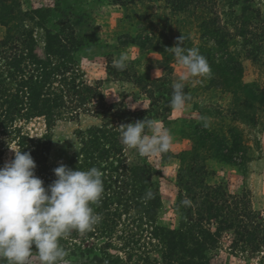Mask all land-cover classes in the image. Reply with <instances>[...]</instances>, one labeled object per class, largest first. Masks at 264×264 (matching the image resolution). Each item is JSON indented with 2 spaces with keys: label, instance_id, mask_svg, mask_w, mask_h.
<instances>
[{
  "label": "trees",
  "instance_id": "16d2710c",
  "mask_svg": "<svg viewBox=\"0 0 264 264\" xmlns=\"http://www.w3.org/2000/svg\"><path fill=\"white\" fill-rule=\"evenodd\" d=\"M26 1L0 0V134L14 136L19 150L31 154L37 165L35 175L47 187L56 179L53 170L60 166L50 163L57 123L79 121L82 116L101 122L78 132L81 148L63 164L79 170L97 167L102 173L105 191L100 205H93L102 220L84 235L85 239L104 242L100 256L92 261L112 264L120 260L111 251L117 249L115 240H122L126 246L132 244L129 237H118L123 216L131 212L141 222L149 223L150 239L161 245L163 264H211L209 255L219 248L224 234L233 235L231 250L258 255L264 247V228L252 208L250 191L234 195L226 183L210 181L217 177L221 165L227 169L246 166V156L240 162L236 160L242 142L234 128L228 127L225 135L222 129L213 133L208 127L192 133L196 141L192 150L176 156L181 162L175 205L179 226L157 225L162 203L153 179L158 172L122 144L119 127L150 117L167 121L173 112L171 80L147 81L136 60L129 61L125 70H118L110 56L108 76L138 88L149 106L131 111L123 102L108 103L100 87L88 83L80 71L76 57L81 44L78 24L70 20L73 15L68 4L63 7L62 0H57L54 6L24 10ZM257 1L114 0L124 13L138 9L133 16H147L155 7L161 12L153 16L155 19L147 16L149 28L158 29L154 38L143 39L127 32L125 36L118 34L113 43L133 45L140 52L154 49L164 56L181 37L180 46H191L195 31L199 37L194 48L206 57L212 70L207 84L231 96L233 120L257 126L264 111V88L243 82L244 60L264 68V14ZM29 21L45 35L43 55L38 53L39 44ZM165 68L171 69L167 65ZM36 118H43L46 126L39 138L24 134L20 126ZM181 132L185 135V130ZM164 155L166 162L174 157L170 151ZM149 190L154 198L145 201ZM183 199H190L191 205H181ZM79 235L73 230L68 239L76 241Z\"/></svg>",
  "mask_w": 264,
  "mask_h": 264
},
{
  "label": "rangeland",
  "instance_id": "374dc122",
  "mask_svg": "<svg viewBox=\"0 0 264 264\" xmlns=\"http://www.w3.org/2000/svg\"><path fill=\"white\" fill-rule=\"evenodd\" d=\"M56 2L57 0H27L23 9L31 10L54 6ZM60 3L63 7L68 4L72 12L69 10L66 12L72 13L73 16L70 20L74 24H78V37L81 44L76 57L80 71L88 83L100 87L108 103L123 102L131 111L148 109L149 106V101L140 96L138 88L127 83L116 82L108 76L107 68L110 56L116 60L121 53H125L129 57V61H138L140 63L139 72L149 82L166 77L171 80L172 85L178 78L179 69L171 51L166 52L163 56L162 53L154 49L140 52L136 46L127 44L120 46L113 43L118 34L125 36L127 32H131L135 36L140 35L143 39L154 38L158 29L156 26L153 29L149 28L151 21L147 19V16L151 15L150 19H153V16L160 11L159 8L155 7L148 12L147 16L140 17L136 14L132 15L138 9L124 13L114 4V0H62ZM256 6L264 14V0H258ZM142 21L143 24H141ZM28 26L35 32L39 44L38 53L43 55L44 33L36 27L35 22L29 21ZM198 37L195 31L192 32L193 44L191 46L187 44L188 46L185 45V47L194 48L198 44ZM166 65L171 69H166ZM208 79L205 78L196 85H186V93L192 97L187 111L183 113L173 111L167 121L158 120L170 130L174 137V143L170 150L174 157L167 162L165 161L166 155L141 158L144 163L149 164L158 172L153 179L154 187L159 191L162 203L157 216V225L170 228L179 226L175 205L178 199L177 175L181 162L176 156L179 157L182 152L192 150L194 142H196L192 133L197 131L196 128L203 131L208 127L213 133L215 130L218 132L222 129V134L225 135V132L233 127L240 135L242 142L236 160L240 162L241 157L246 156V166L242 169L235 167L227 169L221 165L218 168L217 177L210 181L226 183L228 191L234 195L242 194L245 189L250 191L252 208L264 228V111L260 115V124L257 126H249L241 120H233L231 113L234 109L231 104V96L210 87L207 84ZM243 82L257 86L259 89L264 88V68L250 60H244ZM167 88L170 87L167 86ZM135 106V109L131 108ZM201 117L207 119L202 120ZM205 123H207V127H204ZM100 124L98 119L90 116H82L79 121L75 122L67 120L58 122L53 130L50 163L65 164L81 148L78 132L80 130L87 131ZM20 126L24 134L33 138H39L46 132L43 118L23 122ZM181 130H185V135ZM10 147L19 150L14 136L0 134V167L14 159V152ZM245 147L249 150L246 151ZM147 224H149L147 221L141 222L134 212L123 216L118 237H123V239L129 237L132 244L126 246L122 240H115L117 249L111 253L119 256L120 260L112 264H163L161 245L150 239L152 229ZM232 241V234H224L219 248L209 255L211 264H264V247L258 255L251 256L249 253L244 254L238 250H231ZM60 242L69 253L66 258L67 264H98L92 259L94 256H100V247L104 243L102 240L91 237L85 239L84 235H79L76 241L66 237L62 238ZM33 251H35L34 248ZM2 264H6V261ZM32 264H38L35 253H33Z\"/></svg>",
  "mask_w": 264,
  "mask_h": 264
},
{
  "label": "clouds",
  "instance_id": "9594fccd",
  "mask_svg": "<svg viewBox=\"0 0 264 264\" xmlns=\"http://www.w3.org/2000/svg\"><path fill=\"white\" fill-rule=\"evenodd\" d=\"M181 44L183 37L168 49L179 69L170 101L171 109L177 113L187 111L192 99L184 91L186 85L199 84L212 75L199 49ZM128 62L127 54L121 53L113 67L123 71ZM119 129L122 144L141 158L167 154L174 143L170 130L155 119L137 120ZM10 149L14 159L0 167V259L6 264H32L35 253L38 264H67L69 253L61 239L73 230L85 235L102 220L93 207L100 205L105 191L102 173L97 167L79 170L61 164L53 170L56 179L45 187L35 175L37 165L31 154ZM153 198L154 193L147 191L145 201ZM191 203L190 199L181 201L184 206Z\"/></svg>",
  "mask_w": 264,
  "mask_h": 264
}]
</instances>
